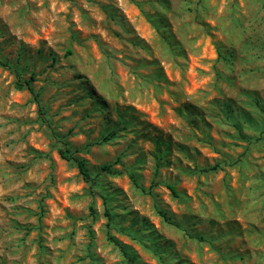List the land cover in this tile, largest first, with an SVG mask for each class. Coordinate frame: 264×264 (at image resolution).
I'll return each instance as SVG.
<instances>
[{"label":"rangeland","instance_id":"rangeland-1","mask_svg":"<svg viewBox=\"0 0 264 264\" xmlns=\"http://www.w3.org/2000/svg\"><path fill=\"white\" fill-rule=\"evenodd\" d=\"M0 60V264H264V0H0Z\"/></svg>","mask_w":264,"mask_h":264},{"label":"trees","instance_id":"trees-1","mask_svg":"<svg viewBox=\"0 0 264 264\" xmlns=\"http://www.w3.org/2000/svg\"><path fill=\"white\" fill-rule=\"evenodd\" d=\"M67 53H70V50H67ZM0 65L3 66V67H6L7 69H9L11 71H13V68H12L11 64H9L6 61H1L0 60ZM15 76L17 77V79L15 81L16 86L18 88L26 87V89L32 94L34 100L36 101L37 106H38V111L40 112L41 111V107L38 104L37 95H36V93L34 92L32 86H31V81L33 80V76H30L29 79H26V80H23V81H21L18 78V74L17 73H15ZM40 113H42V112H40ZM113 131L114 130H111L107 134L103 135V139L104 140H109L114 135ZM101 141H103V140H101ZM100 142H98V143H100ZM57 151H58V154H59V156L61 158H63L65 160L75 164V166L77 167L80 175L89 184V186L92 187L96 183L94 176L89 172V170L86 167L85 162H84V160L82 158L75 156L68 148H66L64 146L63 147H59L57 149ZM218 167H219V163H215L211 167L204 168V169H201V170L199 169V171L208 172V171L215 170ZM101 169L104 170V171H108V172L110 171L111 172L110 167L107 166V165L102 166ZM129 178L131 179V181L133 182V184L135 186H138V184H137V182H136V180H135V178H134V176L132 174H129ZM166 187L169 189V191H170L172 196H174V197H179L180 196V194L176 190V187L174 186V184H166ZM157 213L168 224L176 225L175 221L169 216L167 211H165L163 209H157ZM105 215L107 217H110L108 211H105ZM113 243L119 248V250L121 251L122 254H124L126 256L128 255V252L125 250V248L122 245H120L115 240H113Z\"/></svg>","mask_w":264,"mask_h":264}]
</instances>
